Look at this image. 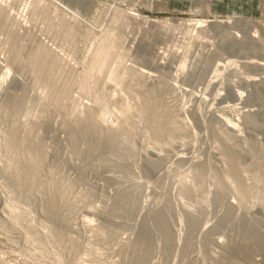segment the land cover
Here are the masks:
<instances>
[{
  "label": "rangeland",
  "instance_id": "374dc122",
  "mask_svg": "<svg viewBox=\"0 0 264 264\" xmlns=\"http://www.w3.org/2000/svg\"><path fill=\"white\" fill-rule=\"evenodd\" d=\"M6 22L0 28L2 225L17 218L21 231L48 233L57 209L65 233L47 240V257L57 256L48 257L52 264H130L137 256L142 264H264V204L256 197L257 178L264 182V68L255 65L264 63V0H0V25ZM110 33L114 48L99 72L95 59ZM39 48L55 58L58 90L66 92L59 106L36 82L32 60ZM245 76L258 83L244 82ZM163 84L160 104L179 129L173 140L153 137L135 114ZM229 106L235 110L226 111ZM89 113L121 137L138 127L133 161L95 149L96 139L84 132ZM221 114L238 124L234 148L242 183L231 177L228 145L213 131ZM246 115L259 126H248ZM18 132L15 144L7 143ZM24 142L39 151L41 166L36 185L20 187L14 200L6 183L23 182ZM217 180L228 183L220 204ZM162 211L171 216L168 235L158 227ZM189 213L198 217L193 231ZM256 223L263 241L254 244ZM148 237L153 244L144 248ZM3 244V264H26L23 250L12 258Z\"/></svg>",
  "mask_w": 264,
  "mask_h": 264
},
{
  "label": "bare ground",
  "instance_id": "6f19581e",
  "mask_svg": "<svg viewBox=\"0 0 264 264\" xmlns=\"http://www.w3.org/2000/svg\"><path fill=\"white\" fill-rule=\"evenodd\" d=\"M112 21V20H111ZM113 22L115 24H121L123 22L122 19H119V18H115L113 19ZM7 25V22L6 23H2L0 25V28H4L6 27ZM112 33L109 34L108 36V39L104 42L103 44V48H102V51H101V54H99L96 59H95V63H94V67L99 69V72H103L107 67V62H108V59L110 58L111 54V50L114 48V41L112 40ZM113 41V42H112ZM231 49H241L240 47H238L237 45L235 46H232V45H228L225 47L226 50H230ZM115 50V49H114ZM264 61V60H263ZM32 63L34 64V68L36 70V82L38 83H42L43 86H45L46 89H48L50 92H53L51 93L53 98H54V101H55V105L56 106H59V104L61 103L62 101V98L64 96H66V92H64L63 88L61 90H58V84L56 82V76H55V70H54V65H55V58L52 56V54H50L49 52H47L44 48H39L38 51L36 52L33 60H32ZM254 62H252V65H253ZM255 64V63H254ZM256 66L260 67V68H264V63H257L255 64ZM98 72V73H99ZM97 74L95 73H92L90 74L91 78H95ZM244 78V77H242ZM240 78V79H242ZM258 79V78H257ZM263 80L259 81V83H264V77L262 78ZM244 82H248V83H253V84H257L258 82H256L257 80L254 78H250V77H246L244 79H242ZM167 85H162L158 88H156L150 96H147L146 99L143 101V104L139 105L136 107L135 109V114L138 118L140 119H143V120H146L148 122V128H149V131L151 133V135L153 137H156V138H166V139H170V140H173L177 137V135L179 134V129L178 127L174 124L173 120L171 119V116L169 114H171V110H169L168 108L164 107L163 105L160 104L161 102V99L163 98V92H165L166 90V87ZM240 94V93H238ZM219 95V94H218ZM241 95V94H240ZM239 95V96H240ZM242 96V95H241ZM96 99L98 102L101 101V98L99 96H96ZM242 100V99H241ZM240 100V101H241ZM241 103V102H240ZM236 105V104H235ZM238 105V103H237ZM236 105V107H237ZM57 108V107H56ZM238 108V107H237ZM234 107L233 106H229V109H226V111L228 112H232L234 111ZM202 110H198V114H202L201 112ZM235 113V112H234ZM104 113H102V115H100L99 117L103 118L104 116ZM203 115V114H202ZM201 116V115H200ZM204 116V115H203ZM201 116V117H203ZM239 116V115H238ZM98 117V118H99ZM122 117V116H121ZM244 119H245V123L248 125V126H251V127H256V126H259L257 124V122L254 120L253 118V115H246L244 116ZM125 120V119H123ZM127 120V119H126ZM125 120V122H126ZM216 123L214 124V128H213V131L215 134H217L218 136H220L222 138V140L225 142V144L228 145V150H227V153H226V162L227 164L230 165V168H231V172H232V175L231 177L233 179H236V180H239L241 183H242V180H241V177H240V171H239V167L237 165V162L235 160V148H234V144L236 142L235 138L238 134V130H237V126L238 124L236 125V123L231 119V118H228V116H225V114H221L220 116H218L216 118ZM235 120V119H234ZM86 123H85V134L88 136L89 140L92 138L96 139L97 141V146L95 149L99 150L100 152H104V151H107L108 153H111L112 155L118 157L120 160L122 161H127V162H130V161H133L136 157V152H135V148L133 146V139H134V136L136 134V132L138 131V127L137 126H134L133 127V130L131 133L127 134L125 137H121L119 135V133L115 132V131H105L104 129H102V127H100L98 125V121H97V118L95 117V115L93 114H90L88 115V118L85 120ZM200 121V120H199ZM203 121V119L201 120ZM32 123V122H31ZM31 125V124H30ZM29 136V135H27ZM21 135L18 133H15L13 135H10V138H8L7 140V143L9 144H15V140L17 138H20ZM25 143V142H24ZM23 145L25 146V149L28 151L29 154H25V158H24V174H23V182L21 184H17V183H14V182H10L8 181L6 184L12 189V191L15 193L14 196V200L15 198H18V194H19V190H20V187H24V188H32L34 187L36 184H35V181L37 179V176H38V173L40 171V166H41V156L39 154V151L36 149H34V152H32L33 148L30 147V145H28V143H25ZM256 145L259 144V142H255ZM89 153H92V151L90 150ZM99 155V154H98ZM101 156V155H99ZM0 164H1V161H0ZM65 164V163H64ZM71 164V163H70ZM131 165V164H130ZM1 166V165H0ZM4 166V165H3ZM153 166L157 167L159 166V162H154ZM7 167H10V166H7ZM121 168V170L126 173V174H129L130 172V166L127 165V164H123L121 166H119ZM2 168V167H1ZM6 168V167H5ZM5 168H2V169H5ZM132 168V167H131ZM13 170L12 168H9V170ZM130 169V170H129ZM203 168H199L196 170L195 172V176L198 177L200 176L201 172L203 171L202 170ZM9 170L7 171V173L9 172ZM20 170V169H19ZM4 171V170H3ZM16 171V170H15ZM18 171V170H17ZM5 172V171H4ZM22 172V170H21ZM14 173V172H13ZM12 173V174H13ZM16 173H14L15 175ZM112 174V173H111ZM114 174V173H113ZM5 175V174H4ZM18 175V174H17ZM110 175V174H109ZM10 177V176H9ZM109 177V176H108ZM13 178V177H12ZM111 178V177H110ZM11 179V178H10ZM15 179V178H14ZM112 180V179H111ZM115 180V178H114ZM116 181V180H115ZM34 182V183H33ZM217 186L219 187V194L217 196V199H216V203L217 204H220L222 203L224 200V198L227 196V184L228 183H225L223 181H214ZM231 184V183H230ZM185 185L183 184V187H182V192L184 194H189L190 193V189L189 188H184ZM201 187L198 188V190H200ZM239 191H240V194H245L247 193V189L246 187H244L243 185H241L239 187ZM12 193V192H11ZM4 194V193H3ZM250 194V193H249ZM239 197V196H238ZM256 197L258 198L259 202L264 204V182L262 181V179L260 180L259 178H257V189H256ZM9 198V196H8ZM11 198V197H10ZM8 200H11V199H8ZM13 200V198H12ZM12 200H11V203H12ZM240 201V200H239ZM10 203V204H11ZM16 203V202H15ZM17 203H19L17 201ZM7 204V203H6ZM9 204V205H10ZM240 204V203H239ZM242 204V203H241ZM12 205V204H11ZM165 205V204H164ZM3 206H4V203H3ZM15 207H17L16 205H14ZM228 206V205H227ZM243 206V205H242ZM263 206V205H262ZM8 207V206H7ZM167 207V206H166ZM13 208V207H12ZM165 208V206H164ZM1 209V208H0ZM8 209V208H7ZM167 209V208H165ZM5 211V209H3ZM2 210V211H3ZM10 210V208L8 209ZM14 210V209H12ZM19 210V209H18ZM27 210V209H25ZM24 210V211H25ZM243 210V208H242ZM246 210V209H245ZM244 210V211H245ZM1 211V210H0ZM3 211V212H4ZM24 211H21V212H24ZM28 211V210H27ZM26 211V213H27ZM243 211V212H244ZM2 212V213H3ZM6 212V211H5ZM9 212H12L11 210ZM165 211H162L161 213V219L158 223V227L159 229L161 230L162 233H164L165 235H168V232H169V227L167 226V220H169L168 218L169 215L164 214ZM170 212V211H169ZM168 212V214H169ZM1 213V212H0ZM5 214V213H4ZM13 214V212H12ZM16 214V213H15ZM19 214V212H18ZM23 214V213H22ZM21 214V215H22ZM25 214V213H24ZM8 215V214H7ZM10 215V214H9ZM19 215V217L21 216ZM29 215V214H28ZM27 214L24 215V216H28ZM171 215V214H170ZM174 215V214H173ZM228 215V213H227ZM226 215V216H227ZM234 215V214H233ZM3 216V215H2ZM5 216V215H4ZM3 216V217H4ZM12 216V215H11ZM16 216V215H15ZM23 216V215H22ZM10 217V216H8ZM18 217V218H19ZM29 217V216H28ZM31 217V216H30ZM29 217V218H30ZM44 217V216H43ZM2 218V217H1ZM6 218V216H5ZM4 218V219H5ZM11 218V217H10ZM49 218H50V221H51V224L50 226H48L47 229L48 230V233L46 235L43 233V228L40 229L42 231V233L40 234H32V233H28L26 231H21L16 223L18 222V219L15 218V219H10L9 223L8 224V228L7 226H4L2 225V223L4 222H0L1 223V229H0V246L2 247V244H6L8 245V247H10L11 251L9 253L12 254L10 256H12L13 258V254L15 255L16 251L15 250H23V252L25 254H27L26 257H24L23 255V259L27 258V262L29 264H52L51 261H49L47 255H46V250L48 249V241H50V239H55V240H61L64 236V233L65 231L63 230L65 228V223L64 221H62L61 217H60V212L57 210V209H54V211L52 213H50L49 215ZM26 219V218H25ZM32 219V218H31ZM249 219V218H248ZM7 220V219H5ZM34 220V219H33ZM32 220V221H33ZM46 220V219H45ZM188 220H189V224H190V231H193L196 226H197V223H198V217L197 216H194V214H188ZM233 220V219H232ZM3 221V220H2ZM17 221V222H16ZM29 221V220H28ZM87 221V220H86ZM89 221V220H88ZM91 221V220H90ZM89 221V222H90ZM241 221V220H240ZM16 222V223H15ZM31 222V221H29ZM31 225V223H29ZM48 222V221H47ZM92 222V221H91ZM235 222V221H234ZM247 222V221H246ZM24 223V222H23ZM26 223V222H25ZM35 222H33L34 224ZM224 223V222H223ZM219 224L217 226H214L213 230L216 231V230H219L220 226L222 227V224ZM255 223V222H254ZM32 224V225H33ZM45 224V223H44ZM86 224V223H85ZM29 225V226H30ZM258 223L255 224V226H253L252 228V234H253V237H252V242H257L258 241H263L262 239V236H259L257 235V233L259 232L258 230ZM25 226V225H24ZM28 226V225H27ZM47 226V225H46ZM38 227V226H37ZM36 227V228H37ZM45 227V226H44ZM27 228V227H26ZM31 228V227H30ZM35 228V229H36ZM226 229V228H224ZM251 229V228H250ZM32 230V228H31ZM38 230V229H37ZM222 230V229H220ZM29 231V230H28ZM34 231V230H33ZM251 231V230H250ZM34 233V232H33ZM250 233V232H249ZM170 237H171V231H170ZM260 234V233H259ZM211 235V234H210ZM213 235V234H212ZM241 235V234H240ZM209 237V236H208ZM244 238V237H243ZM248 238V237H246ZM48 240V241H47ZM53 241V240H52ZM243 241V240H242ZM250 241V239H249ZM251 242V241H250ZM52 243V242H51ZM51 243L49 242V244L51 245ZM3 244V246H5ZM19 244H22L21 246V249L19 248ZM142 244L144 246V248H148V246H152L153 244V240L152 238L148 237L147 239H143L142 240ZM56 245V244H55ZM54 245V246H55ZM235 245V244H234ZM246 245V244H244ZM248 245V244H247ZM253 245V244H252ZM52 246V245H51ZM172 246V244H170L167 248H166V255L168 254L169 252V249L170 247ZM7 247V248H8ZM50 247V246H49ZM228 247L230 248V246L228 245ZM255 247V246H254ZM55 248V247H54ZM89 248V247H87ZM150 248V247H149ZM245 248V246H244ZM247 248V247H246ZM29 249V250H28ZM51 249V248H50ZM191 249V248H190ZM8 250V249H7ZM52 250V249H51ZM50 250V252H51ZM57 250V249H56ZM55 250V251H56ZM137 250V249H136ZM144 250V249H143ZM230 250V249H229ZM232 250V248H231ZM247 250V249H246ZM253 250V249H252ZM26 251V252H25ZM54 251V250H52ZM235 251V250H234ZM241 251V250H239ZM15 252V253H14ZM20 252V251H19ZM244 252V251H243ZM8 253V252H7ZM53 254V252H51ZM87 253V252H86ZM229 253V252H228ZM0 254H2V256H0V263H4L2 260L6 257L4 256H8V255H5L6 252H4V250H0ZM50 254V253H49ZM57 254V252H56ZM99 254V253H98ZM240 254V252H239ZM249 254V253H248ZM58 255V254H57ZM87 255V254H85ZM89 255V254H88ZM17 256H20V254ZM55 256V255H53ZM15 257V256H14ZM52 257V255H51ZM57 257V256H55ZM55 257H52L50 259L54 260ZM101 258V257H100ZM7 259V258H6ZM17 259V258H16ZM22 259V260H23ZM82 259V258H81ZM85 259V257H84ZM87 259H90V258H87ZM10 260V261H9ZM7 261L11 262L12 259H9ZM59 260V259H58ZM142 260H144V257L142 259H139L138 256L135 257L131 262L130 264H142ZM5 261V264L6 262ZM81 261V260H80ZM88 261V260H86ZM13 262V261H12ZM27 262H25L27 264ZM56 262V261H55ZM61 262V261H60ZM65 262V261H63ZM62 262V263H63ZM18 263V262H17ZM58 263V262H57ZM247 263V262H246ZM8 264V263H7ZM11 264V263H9ZM23 264V263H22ZM85 264V263H84Z\"/></svg>",
  "mask_w": 264,
  "mask_h": 264
}]
</instances>
